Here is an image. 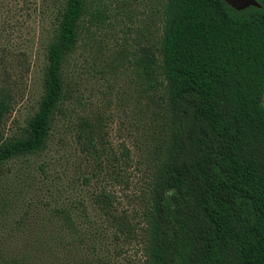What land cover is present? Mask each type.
Wrapping results in <instances>:
<instances>
[{"label": "trees", "instance_id": "obj_1", "mask_svg": "<svg viewBox=\"0 0 264 264\" xmlns=\"http://www.w3.org/2000/svg\"><path fill=\"white\" fill-rule=\"evenodd\" d=\"M255 2L237 12L222 0H160L157 43L135 58L137 76L157 97L160 130L138 227L110 215L104 194L93 199L114 238L139 244L134 264H264V0ZM88 4L61 1L44 47L41 96L16 136L1 131L12 98L0 90V169L45 148ZM84 126L79 137L91 155ZM54 213L72 235H56L63 246L55 264H100L69 210ZM78 250L91 254L78 258Z\"/></svg>", "mask_w": 264, "mask_h": 264}, {"label": "rangeland", "instance_id": "obj_2", "mask_svg": "<svg viewBox=\"0 0 264 264\" xmlns=\"http://www.w3.org/2000/svg\"><path fill=\"white\" fill-rule=\"evenodd\" d=\"M61 1L0 0V90L12 98L4 137L18 135L37 108L44 47ZM87 8L65 58V96L45 148L0 169V264L59 263L63 243L54 239L72 236L57 221L60 208L69 210L100 264L140 259L136 240L114 238L111 218L97 211L93 199L104 194L110 215L138 227L160 130L157 97L137 76L135 58L157 43L161 3L89 0ZM86 123L95 146L91 155L79 137L88 131Z\"/></svg>", "mask_w": 264, "mask_h": 264}, {"label": "water", "instance_id": "obj_3", "mask_svg": "<svg viewBox=\"0 0 264 264\" xmlns=\"http://www.w3.org/2000/svg\"><path fill=\"white\" fill-rule=\"evenodd\" d=\"M222 2L234 11H242L248 7L258 8L259 5L255 0H222ZM262 105L264 107V91L262 95Z\"/></svg>", "mask_w": 264, "mask_h": 264}]
</instances>
